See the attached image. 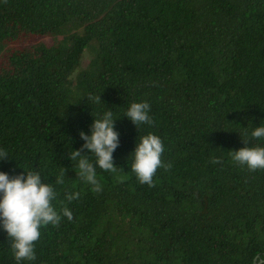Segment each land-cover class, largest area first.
I'll list each match as a JSON object with an SVG mask.
<instances>
[{"label":"trees","instance_id":"trees-1","mask_svg":"<svg viewBox=\"0 0 264 264\" xmlns=\"http://www.w3.org/2000/svg\"><path fill=\"white\" fill-rule=\"evenodd\" d=\"M102 101L115 117L147 101L152 124L115 120L117 167L97 169L96 191L68 152ZM248 123L264 124V0H0V171H40L53 206L72 212L19 264L264 259V169L229 152ZM148 132L164 146L151 186L125 162ZM0 264H17L2 231Z\"/></svg>","mask_w":264,"mask_h":264},{"label":"clouds","instance_id":"clouds-1","mask_svg":"<svg viewBox=\"0 0 264 264\" xmlns=\"http://www.w3.org/2000/svg\"><path fill=\"white\" fill-rule=\"evenodd\" d=\"M86 99L91 102L101 101L99 95ZM103 104V110L95 118L91 115L88 131L78 130V136L82 140L80 149H71L70 156L68 152V159L76 161V174L96 191L100 190L97 169L113 171L117 167L113 163L112 155L119 146V134L114 128L115 120L123 116L136 129L138 125L152 124L150 105L147 101L129 103L123 115L119 117H115L112 109L105 106L104 102ZM241 128L247 129L239 133L243 146L229 150L231 160L249 171L264 169V143L259 142L264 141V124H251L249 128L248 123ZM250 139H255L258 143L250 145ZM163 148L160 137L152 132L141 135L139 139L135 138L134 147L125 162L131 154L130 167L139 183L152 185L154 173L158 167L163 166ZM81 149L86 150V154H82ZM89 154L94 157L93 160H89ZM8 158V154L0 149V160ZM65 176L66 170L61 166L54 183L63 184ZM43 178L37 170L23 169L22 172L11 176L5 171H0V231L9 238L17 264L21 260L31 261L35 258L34 242L39 238L43 226L57 224L61 216L69 220L72 218L69 208L63 207L57 211L53 206L52 201L56 196L53 181L44 182ZM78 196V192H72L66 194V199L71 201Z\"/></svg>","mask_w":264,"mask_h":264},{"label":"water","instance_id":"water-1","mask_svg":"<svg viewBox=\"0 0 264 264\" xmlns=\"http://www.w3.org/2000/svg\"><path fill=\"white\" fill-rule=\"evenodd\" d=\"M257 258H258V257H255V258L253 259L252 264H262V263H264V259H262V260H257Z\"/></svg>","mask_w":264,"mask_h":264},{"label":"rangeland","instance_id":"rangeland-1","mask_svg":"<svg viewBox=\"0 0 264 264\" xmlns=\"http://www.w3.org/2000/svg\"><path fill=\"white\" fill-rule=\"evenodd\" d=\"M46 42H48V40H46Z\"/></svg>","mask_w":264,"mask_h":264}]
</instances>
